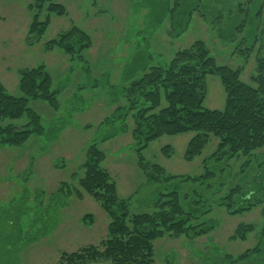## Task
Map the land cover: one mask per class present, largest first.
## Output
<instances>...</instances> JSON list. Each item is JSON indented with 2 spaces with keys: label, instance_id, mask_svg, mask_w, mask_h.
<instances>
[{
  "label": "rangeland",
  "instance_id": "374dc122",
  "mask_svg": "<svg viewBox=\"0 0 264 264\" xmlns=\"http://www.w3.org/2000/svg\"><path fill=\"white\" fill-rule=\"evenodd\" d=\"M45 1L38 9L37 0H0L3 87L21 97V72L44 67L58 91L56 108L29 101L42 135L21 146L0 147V264H57L64 253L103 248L100 243L108 239L112 218L81 186L94 144L131 212H155L160 196L177 190L185 211L198 209L194 215L199 220L192 226L216 223L203 237L157 240L155 264H264V186L259 194H250L256 183L264 184V148L209 163L216 150L212 138L190 162L185 153L196 133L163 136L142 152L149 166L165 170L157 173L158 183H149L138 162L132 114L125 109L133 76L167 67L196 42L205 44L218 65L240 70L242 81L253 86L251 78L264 60V0ZM51 1L65 9L63 15H50ZM37 15L40 22L50 18L41 37L30 35ZM73 28L91 40L83 53L70 56L48 48ZM225 102L220 79L207 76L204 107L223 110ZM166 105L163 100L161 107ZM27 121L11 123L19 130ZM206 161L214 179L198 180ZM167 174L174 178L166 180ZM236 188L240 192L228 208ZM245 193L250 196L244 203ZM239 208L250 209L233 212ZM248 225L252 232L236 236L238 228ZM245 253L244 261L239 260Z\"/></svg>",
  "mask_w": 264,
  "mask_h": 264
},
{
  "label": "trees",
  "instance_id": "16d2710c",
  "mask_svg": "<svg viewBox=\"0 0 264 264\" xmlns=\"http://www.w3.org/2000/svg\"><path fill=\"white\" fill-rule=\"evenodd\" d=\"M44 3L47 1L37 0V4H40L38 9L44 8ZM64 10L52 1L49 3L50 15H63ZM49 24V16L42 22L38 15L35 16L30 35L43 36ZM90 46L88 35L78 28L62 33L57 40L48 44V48H60L70 56L76 52L83 53ZM146 70H143L141 77H132L135 81L126 89L125 109L132 114V136L138 146V162L149 183H158L157 173L165 170L158 165L149 166L142 152L163 136L196 133L185 153L186 160L190 162L203 154L212 138L216 140V150L211 154L212 161L209 163L217 164L222 157L233 159L240 155L248 156L264 148V60L259 62L251 78L253 86L242 81L240 70L218 65L203 42H196L189 49L179 52L167 67L155 66ZM209 75L217 76L225 90L223 110L204 107L206 78ZM20 91L21 97L14 96L0 82V121L10 122L0 124V147L21 146L33 135L43 134L39 116L29 108L30 100H41L53 108L57 107L58 91L54 88L51 74L44 67L23 70L20 74ZM163 100L167 105L162 108ZM22 118L28 121L18 130L11 122ZM103 158L99 147L92 145L88 152L87 173L81 186L112 218L108 239L100 243L102 249L94 246L64 253L57 264H94L104 260L110 264H155L154 243L157 240L168 236L199 238L216 228L214 221L192 226L194 220H199L194 215L198 209L185 211L177 190L162 194L155 212H131L127 200L119 198L116 182L102 165ZM203 167L205 173L198 180L214 179L207 161ZM167 176L166 180L174 178ZM255 186L250 191V194L253 192L252 196L259 194L264 184L256 183ZM238 192L239 188L232 191L228 208L232 207V199ZM249 196L247 193L242 195L244 203L248 202ZM249 209L239 208L233 212ZM252 231L251 226H242L237 229L236 236ZM246 253L239 260L244 261L242 259L247 257Z\"/></svg>",
  "mask_w": 264,
  "mask_h": 264
}]
</instances>
